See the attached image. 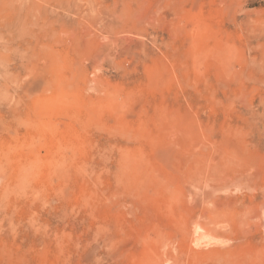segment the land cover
I'll return each mask as SVG.
<instances>
[{
	"label": "rangeland",
	"instance_id": "374dc122",
	"mask_svg": "<svg viewBox=\"0 0 264 264\" xmlns=\"http://www.w3.org/2000/svg\"><path fill=\"white\" fill-rule=\"evenodd\" d=\"M0 264H264V0H0Z\"/></svg>",
	"mask_w": 264,
	"mask_h": 264
}]
</instances>
